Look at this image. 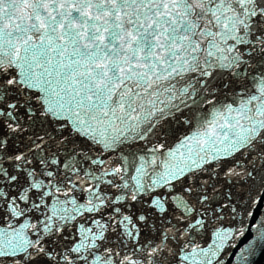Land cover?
<instances>
[{"label":"snow or ice","instance_id":"1","mask_svg":"<svg viewBox=\"0 0 264 264\" xmlns=\"http://www.w3.org/2000/svg\"><path fill=\"white\" fill-rule=\"evenodd\" d=\"M0 264H264V0H0Z\"/></svg>","mask_w":264,"mask_h":264}]
</instances>
